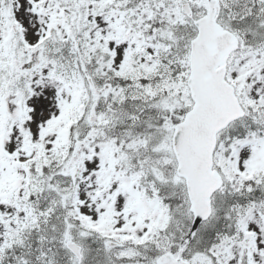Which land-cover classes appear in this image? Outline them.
Wrapping results in <instances>:
<instances>
[{
  "label": "snow or ice",
  "instance_id": "snow-or-ice-1",
  "mask_svg": "<svg viewBox=\"0 0 264 264\" xmlns=\"http://www.w3.org/2000/svg\"><path fill=\"white\" fill-rule=\"evenodd\" d=\"M0 264H264V0H0Z\"/></svg>",
  "mask_w": 264,
  "mask_h": 264
}]
</instances>
